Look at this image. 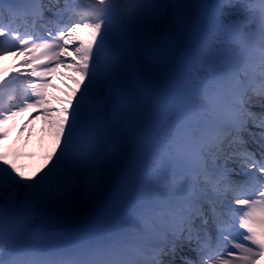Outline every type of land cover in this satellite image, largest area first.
Segmentation results:
<instances>
[{"label":"snow or ice","instance_id":"1","mask_svg":"<svg viewBox=\"0 0 264 264\" xmlns=\"http://www.w3.org/2000/svg\"><path fill=\"white\" fill-rule=\"evenodd\" d=\"M21 56L0 141L31 109L51 143L0 145V264H264V0H0Z\"/></svg>","mask_w":264,"mask_h":264},{"label":"bare ground","instance_id":"2","mask_svg":"<svg viewBox=\"0 0 264 264\" xmlns=\"http://www.w3.org/2000/svg\"><path fill=\"white\" fill-rule=\"evenodd\" d=\"M24 58L25 57H23V56H21L19 58L7 57L4 60H0V68H4L7 70L8 67H12V65L17 61V59H24ZM69 74L70 75L68 77H70V78L76 75L74 72H69ZM63 81L66 84L65 85L63 84V85H61V87L59 89H56L57 93H63L65 91H67V88L68 89L72 88L73 85L75 84L74 83L75 81L72 79L71 80L70 79L63 80ZM31 112L32 111L29 110L25 113L17 115L12 120H10L8 122V124L6 125L8 131L14 130L16 125L19 122H21L22 120H26L25 125L23 126V129H24L23 131H25L28 138L33 139L32 143H30V142L28 143V141L27 142L20 141L18 146L15 147V143L17 142V140L15 139L12 142V148H11V151L13 150V152L20 151L23 153V155H21L19 157L17 162L20 164H23L26 168H27V166L32 164L33 160L35 162V160L39 159V156L42 154L43 150L45 148H47L51 142V135L49 132L48 124L42 125L41 127H36L37 130H39V132L36 134L33 133V127H35L34 126V119H32V120L28 119L29 114ZM12 127H14V128H12ZM29 156H31V158ZM33 157H35V159H32Z\"/></svg>","mask_w":264,"mask_h":264},{"label":"rangeland","instance_id":"3","mask_svg":"<svg viewBox=\"0 0 264 264\" xmlns=\"http://www.w3.org/2000/svg\"><path fill=\"white\" fill-rule=\"evenodd\" d=\"M69 72H72L70 69H66V68H63L62 69V71H61V79H59L58 81H62L63 79H65V78H67V80L68 79H70L71 80V78L70 77H68L70 74H69ZM75 84L73 85V87L72 88H67V91H65V92H63V93H58L57 95H58V97H65L66 95H68V93L70 92V91H72L73 89H76L77 88V84H76V82H74ZM66 83H64V85H65ZM55 89V88H54ZM54 95H55V97L57 98V95H56V92H54ZM18 120V119H17ZM16 122V121H15ZM46 123H47V121H46ZM46 123L44 122V125H46ZM13 128V127H12ZM34 132V131H33ZM39 132V130L37 131V130H35V132H34V134H36V133H38ZM26 136L27 135H25V134H21L20 136H19V138H18V140H17V142L15 143V147L16 146H18V144L20 143V141H23V142H27L28 141V143L30 142V143H32V140L33 139H31V138H26ZM27 143V144H28ZM51 143V142H50ZM29 145V144H28ZM31 146V145H30ZM30 158H31V156H29ZM32 159H35V157H33ZM32 163H34V160H33V162Z\"/></svg>","mask_w":264,"mask_h":264}]
</instances>
